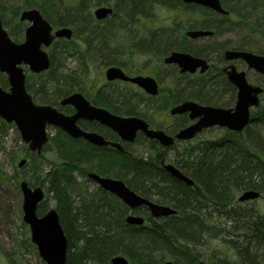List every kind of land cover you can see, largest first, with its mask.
Wrapping results in <instances>:
<instances>
[{
	"label": "trees",
	"instance_id": "16d2710c",
	"mask_svg": "<svg viewBox=\"0 0 264 264\" xmlns=\"http://www.w3.org/2000/svg\"><path fill=\"white\" fill-rule=\"evenodd\" d=\"M87 1L0 0V16L4 27L9 28V35L16 37L25 27V23L18 20L20 10L36 7L54 27L68 26L72 28L73 35H81L86 45L79 58L83 73L86 72L87 62L120 65L122 53L109 44L111 28L121 27L127 33L130 24L138 25L139 18H142L140 14L146 13L145 3L143 0H116L113 18L97 28L85 14ZM224 4L229 10L227 16L199 7L190 8L196 17L188 19L193 21L189 27L210 28L218 35L230 33L234 37L232 40H207L206 43L196 44V41H190L182 35L174 37L176 28L169 26V29L165 27L149 31L145 33L146 37L136 35L135 29H130L134 30L130 33L135 37L131 43L144 42L148 47L146 51H150L153 56L180 50L208 58L211 54L220 53L224 47L264 54L259 44L264 38V0H225ZM5 12H9V15L6 16ZM232 13L235 18L231 19ZM4 15L13 22L12 26ZM156 33L162 35L154 40L153 35ZM126 36L129 39L130 36ZM60 41L62 50L70 48L71 40ZM49 57V69L31 75L36 78L32 84L26 80V88L38 102L58 105L60 98L79 89V77L76 75L77 70H69L62 75L51 69L52 52H49ZM0 84H6V77L1 73ZM225 89H228V85L220 77L210 85L205 84L200 77H195L193 82L179 89L177 95L200 103L228 106L229 103L224 102L220 94ZM95 92L96 97H90V100L96 104L109 106L123 99H113L106 88H98ZM261 100H264V92ZM251 116L253 123L264 122V104L253 110ZM221 133V136L202 145L178 149L174 154L173 162L180 164L183 171L195 181V185L189 188L169 178L157 179L154 173L158 170L149 166L157 163L160 156L158 151L155 152L157 148L154 142L153 153L156 156L132 159L123 157L115 150L84 145L58 130L56 136L50 138L56 159L46 172V179L67 237L66 264H109L110 257L116 254L127 257L129 264H162L167 255H171L177 264H197L191 255L193 246L199 245V238L204 233L214 234V225L208 226L205 222L209 212H224L232 230L238 229L237 223L241 222L240 227L245 234H242V248H237L241 259L237 264H264V253L257 252V249L264 251V223L261 216L254 218L247 214L242 203L233 195L237 191L254 189L264 198V137L251 127L240 133L227 130H221ZM257 133L261 138H257ZM89 170L122 179L144 197L177 209V214L159 220L149 217L147 213L145 225L129 226L124 221L129 209L122 201L100 189L88 191L86 179L79 180L73 175L74 171H78L83 176ZM158 182L160 185H157ZM14 184L19 188L17 180ZM43 205L41 203L38 208L39 214L46 210ZM137 209V213H144ZM227 241L236 243L233 238ZM27 243L33 247L28 240ZM250 247L254 248V252L249 250Z\"/></svg>",
	"mask_w": 264,
	"mask_h": 264
},
{
	"label": "water",
	"instance_id": "95a60500",
	"mask_svg": "<svg viewBox=\"0 0 264 264\" xmlns=\"http://www.w3.org/2000/svg\"><path fill=\"white\" fill-rule=\"evenodd\" d=\"M185 3H195L209 7L214 11L226 14L220 0H182ZM112 13L111 7L99 6L93 15L102 20ZM19 20L28 22L24 29V40L16 42L11 39L3 27L0 17V72L7 77L8 89L0 85V117L7 123H14L19 131L21 140L27 144L30 152L40 154L48 141L47 126L52 125L66 132L69 136L83 137L95 145L110 144L118 151L123 152L118 142H110L102 135L85 131L77 125V120L85 118L96 120L110 127L122 139L133 141L138 131L148 138L157 140L163 146H170L174 139H192L203 129L211 126L226 128L234 132H241L251 121V110L259 106V95L263 89L260 86L249 84L243 72L228 71V79L236 86V101L232 107H221L201 104L194 100H183L175 105L172 114L188 113L193 123L180 129L173 136L167 135L160 129H152L142 118L135 116H121L111 113L108 109L92 105L80 92H72L63 97L59 104L70 105L74 113L66 114L51 104L36 103L25 87V73L22 65H26L32 73H40L49 68L50 59L45 48L50 46L55 38L70 39L72 29L62 26L53 30L50 22L37 8L23 9L19 13ZM211 30L192 29L186 32L191 38L211 35ZM224 55L228 59L241 58L249 68L264 75V54H257L247 50L227 49ZM165 63H174L180 72L193 73L197 69L204 73L208 69L205 58L183 51H172L164 58ZM106 80H129L140 86L146 93L157 95L158 84L153 77L136 75L127 76L118 66H109L104 72ZM26 159H21V167ZM165 169L179 179H183L189 186L195 184L190 177L183 175L177 168L167 164ZM86 176L95 181L104 190L114 194L130 209L141 205L147 207L153 218L176 214V209L165 204L150 200L135 193L123 180L100 176L94 171L87 172ZM22 194V220L30 230V240L35 245L39 256L45 264H66L67 237L61 225L59 214L55 208H49L42 215L37 214L39 203L44 199V190L41 186H30L27 181L19 183ZM260 192L254 189L243 190L237 199L240 202L257 199ZM125 222L130 225H142L144 217L138 214H127ZM109 264H129V260L121 254L110 257ZM164 264H171L166 261ZM209 264V263H203Z\"/></svg>",
	"mask_w": 264,
	"mask_h": 264
},
{
	"label": "rangeland",
	"instance_id": "374dc122",
	"mask_svg": "<svg viewBox=\"0 0 264 264\" xmlns=\"http://www.w3.org/2000/svg\"><path fill=\"white\" fill-rule=\"evenodd\" d=\"M115 2L116 0H88L87 6L85 7V14L98 28V26L104 24L105 21H96L93 17V10L100 5L112 7L114 12L108 18L112 19L116 9ZM145 5L148 6V2L145 3ZM145 7L144 9L146 10ZM5 13L6 16L9 15V12ZM140 16L142 19L139 18L137 22L138 25L130 24L131 26L127 29V33L125 30H122L121 27L111 28L113 30L109 35L110 47L116 48L122 53L120 56L121 65L126 67V69L139 71L156 77L162 84L161 90L163 89V91H167L165 87L166 83L169 82L167 76L169 69L161 63L160 56H153L149 53L150 51H146L148 50V47L144 42L131 43L126 35L130 36V38L133 37L130 32H133L134 30L130 29H135L134 32H136V35L142 36L149 31L159 30L160 28L167 27L166 29H169V26H175L176 29H174V31L179 29V32L183 33L186 29L190 28L189 26L193 21L188 20L187 12L178 11L177 9L168 8L159 4L153 5L151 9H148L144 14H140ZM230 17L231 19L235 18L233 13L230 14ZM4 18L8 20L5 15ZM140 21L142 23L139 24ZM7 23L10 26L13 25L11 20H8ZM124 23L125 22H122L121 24ZM128 26L129 24H127V27ZM191 26L192 28L195 27L194 25ZM5 28L7 31L9 30L7 26H5ZM160 35H162V33L154 34L153 39H159ZM23 36L22 31L16 37L12 36V39L21 42L24 39ZM224 38L229 41L234 37L230 33H224L220 38L214 41L220 42L226 40ZM202 43H206L204 39L196 41V44ZM259 44L261 50L264 51V38L260 40ZM60 45H62L61 41L46 48L48 53L52 52L53 54L51 69L57 70L58 73L62 75L66 74L69 70H77L76 75L79 77L77 88L79 89H76L75 91H80L87 96H93L98 88L112 90L120 88L117 90L127 95L130 94L137 100L143 97V93L140 90L133 88L130 84H128L129 88L127 86H122L119 83L115 85L106 82L104 78V70L107 66L100 61L94 63L87 62L86 72L83 73L80 69L82 65L79 63V58L81 57L80 53L84 51L86 45L82 41L80 34L74 35L68 50H62ZM73 49H75V51ZM25 72L28 82L32 84L36 77L31 76L33 74L28 72L27 69H25ZM257 80L259 81V79ZM254 83L259 84L256 80ZM261 83L264 84V81H261ZM3 87L8 88L7 82ZM223 101L229 103L230 106L233 105V100L229 98L228 95L223 97ZM154 103L155 102L152 104L155 105L156 103ZM261 103L264 104V100H262ZM156 111L157 110H149L145 113L153 125H160L162 127L166 126L164 116L161 114L159 115ZM248 127L257 129L260 135L264 137V122L251 123ZM57 131L58 129L54 126L47 127V133L50 137L56 136ZM221 135L222 133L217 128L206 129L185 145H202L204 142L213 140ZM261 136L257 133L258 139L261 138ZM148 147H150V145ZM55 154L56 152L53 148V143L50 140L44 146L40 155L30 153L27 149L26 143L21 140L16 126L13 123H7L0 118V264H45L38 255L35 246L32 247L27 243V240L30 242V231L28 226L24 224L22 220V194L19 188L15 187L14 182L15 180L19 182L23 179L31 184L42 185L46 189V196L42 202L44 204L43 206H45L44 208L48 209L54 207L55 201L48 191L46 172H48L54 164L53 162L56 159ZM21 158L26 159V164L19 167L18 161ZM73 175L78 177L79 180L85 178V176L83 174V176H81L78 171H74ZM86 185L88 191H92L96 188V185L93 182H87ZM239 192L237 191L233 194L235 199H237ZM242 207L247 214L252 215L254 218H257L258 215L261 216L262 222L264 223L263 197L254 201L242 203ZM211 214L212 216L207 215L208 219L205 222L208 226L214 225L212 232L215 234L207 232L200 236L198 246L200 248L199 251L203 254H205V252L208 253L209 258L211 257L214 261L221 259L229 264H237L241 261L240 253L237 248H242V234H245L244 229L240 227L241 222L239 221L237 223L238 229L232 230L229 228L230 222L227 221L226 216H220V214H215L214 212H211ZM246 236H248V234ZM232 238L236 243L227 241ZM249 250L254 252L253 247H250ZM257 252L264 253L261 249H257ZM167 259L170 258L167 257L165 260Z\"/></svg>",
	"mask_w": 264,
	"mask_h": 264
},
{
	"label": "flooded vegetation",
	"instance_id": "af4514ba",
	"mask_svg": "<svg viewBox=\"0 0 264 264\" xmlns=\"http://www.w3.org/2000/svg\"><path fill=\"white\" fill-rule=\"evenodd\" d=\"M220 1H221L220 3L222 5V7H224L229 12L227 6L224 4L225 0H220ZM155 4H159V5L168 7V8L177 9L178 11H181V10H185V12L189 11L188 15H191V16L188 17V15H187V17L190 20H192L193 18L196 17L195 13L190 8H196V7L210 10V11L215 12L216 14L221 15V16H227L228 15V14L219 13L217 11L212 10L209 7H204V6L195 4V3H185L182 0H166V1L158 0V1L148 2V6L145 7L146 11L148 9H151L153 7V5H155ZM104 20H108V18H106ZM98 22H102V21H98ZM194 29L211 30L212 34L208 35V36H204V37L191 38V37L186 35V32L188 31V29H186L183 33L179 32V29H178L177 31H175L174 37L175 36L178 37V35H180V36L182 35V36H185L190 41H197L199 39H204L206 42L207 40L214 41V40L220 38V36H221V35H218V32H215L214 30H212L210 28H205V27L200 26V27H195ZM143 37H146V35H143ZM129 39L130 40L135 39V37H132V38L129 37ZM224 39H226V38H224ZM220 42H222V41H220ZM227 49L245 50V49H239V48L224 47L220 51V53L211 54L208 58H206L208 63H209V68L204 73H200L198 70L193 72V73L180 72L177 64L164 63V58H165V56H167L169 54V52L166 54H163L160 57V60H161V63H163L169 69V72L167 73L168 74L167 76L169 78V82L166 83V87H165V89L167 91H163V89L161 90L162 84L157 80L156 77L152 76L155 78V80L157 81V84H158V94L155 96L147 94L136 83H133L129 80L113 79V80L106 81V82H109V84H115V85L119 83L120 85L127 86V87H129L128 84H130L131 86H133V88L140 90L143 93V97L141 99L137 100L135 97L131 96L130 94L127 95L121 91H118L117 89H120V88H117L115 90L108 89V91L111 92L110 94H112L113 99H116L117 97L123 98L121 101L117 102L116 104H111L109 106L108 105H102V104H96V103H94V101L90 100V96L85 95V98L92 105L101 106L103 108H106L111 113L121 115V116H135V117L142 118L149 125L148 126L149 128L160 129V130L164 131L167 135L174 137L180 129L187 127L188 125H190L191 123L194 122V120H191L189 118L188 113L172 114L170 112V110L175 105H177L178 103L183 101L184 99H190V98L177 96V92L179 89H181L186 84L193 82L195 77H200L205 82V84H207V85L214 84L218 77L222 78L224 83H226V85H228V89H225L222 92H220L221 97L228 95V97L233 100V105L236 101L237 88L228 79V76H227L228 71L235 70L236 72H243L245 75V78L249 84L260 85L264 89V84L261 83V81H264V76L261 75L259 72L255 71L253 68H249L247 63L241 58H232V59L226 58L224 55V52ZM117 66L121 67L123 72L129 77H134L136 75L148 76V74H144V73H141L139 71L128 70V69H126V67H124L121 64L117 65ZM149 76H151V75H149ZM257 79H259V81ZM255 80H256V82H259V84L254 83ZM95 94H96V92H95ZM95 94L91 97H96ZM126 102H128V103H126ZM149 102H151V103H149ZM153 102H155L156 104L154 103L155 105H153L152 104ZM232 106H230V104H229L228 106H223V107H232ZM66 107H65L66 109L63 110L64 113H66V114L74 113V109L71 106L67 105ZM149 110L150 111L157 110L156 112L159 115L160 114L163 115L164 119L166 120V126L162 127L160 125H153L151 123L149 117L145 113L146 111H149ZM141 115H144V116H141ZM77 125L85 131H92V132H96V133L102 135L106 140H108L110 142L120 143L122 146V149L124 151L120 152L116 148L111 146L110 144L101 145V146L92 144L89 141H87L86 139H84L83 137L74 138V137L69 136L71 139H74L78 142L83 143L84 145H90V146L95 147V148H102L104 150H111V151L115 150L120 155H123V157H126V158L129 157L132 159H140V158L150 157V156L153 158L154 156L157 155V154L153 153L154 149H153L152 142H154L156 145V148H157L155 150V152L158 151L160 156H159L157 163H151L149 166L151 168L158 170V172L155 171V173H154L157 175V179L158 180H164L165 178H169L170 180L180 182L182 185L189 187V188H192L194 186V185L189 186L183 179H179V178L175 177L174 175H172L170 171L165 169V166L167 164H171L175 168H177L183 175L192 178L190 175L186 174L183 171L182 166L180 164H175L172 159H173V156L178 149L188 148V146L185 144H187L189 141L195 139L196 137H194L191 140H178L175 138L172 145L163 146L157 140L148 138L141 131H138L136 133V136H135L133 141L124 140L115 131H113L110 127H108L107 125H104V124H102L96 120H89V119H85V118H80L77 120ZM210 128H214V129L217 128L220 130V132H221V130H227L226 128H222V127H218V126H211ZM210 128H207V129H210ZM227 131L234 132L231 130H227ZM234 133H236V132H234ZM149 145H150V147H148ZM89 171H94V170H89ZM94 172L98 173L100 176L116 178L113 176H109L107 174L100 173L98 171H94ZM86 174L87 173H85V175H84L85 179H86L85 184L87 182H93L96 185V188L93 191L100 189L101 191H104V192L111 194L110 192H108V191L104 190L102 187H100L95 181L89 179L86 176ZM117 179H119V178H117ZM136 209H134V210L129 209L126 212V215L131 213V212L136 214L135 213ZM138 209L144 211V213H140L141 215H143L144 217H145V215H147L148 211L145 207L141 206V207H138ZM214 213L220 214V216H226V214L224 212H214ZM208 215L212 216L211 212H209ZM170 216H173V215H168L166 217H160L157 219L163 220V219L170 217ZM198 246L199 245H194L193 250L191 252V255L194 257V260L197 262V264H203V263L221 264L222 262H225L227 264L226 261H223L221 259L214 261L211 257L209 258L208 253L205 252V254H203L201 251H199L200 248ZM167 257L170 258L167 260L171 261L172 264H177L171 255H167L166 258ZM167 260H165V261H167Z\"/></svg>",
	"mask_w": 264,
	"mask_h": 264
},
{
	"label": "bare ground",
	"instance_id": "6f19581e",
	"mask_svg": "<svg viewBox=\"0 0 264 264\" xmlns=\"http://www.w3.org/2000/svg\"><path fill=\"white\" fill-rule=\"evenodd\" d=\"M153 0H143V3H147V2H151ZM161 1H166V0H161ZM157 185H160V183L158 182Z\"/></svg>",
	"mask_w": 264,
	"mask_h": 264
}]
</instances>
